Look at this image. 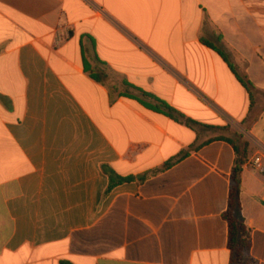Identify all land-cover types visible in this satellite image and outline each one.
<instances>
[{
	"label": "crops",
	"instance_id": "obj_1",
	"mask_svg": "<svg viewBox=\"0 0 264 264\" xmlns=\"http://www.w3.org/2000/svg\"><path fill=\"white\" fill-rule=\"evenodd\" d=\"M246 144L264 155V0H0V264H230Z\"/></svg>",
	"mask_w": 264,
	"mask_h": 264
},
{
	"label": "trees",
	"instance_id": "obj_2",
	"mask_svg": "<svg viewBox=\"0 0 264 264\" xmlns=\"http://www.w3.org/2000/svg\"><path fill=\"white\" fill-rule=\"evenodd\" d=\"M244 85L250 89V85L244 82ZM191 125V122H187ZM246 144L243 152L236 148L237 160L232 174V185L229 195L228 210L225 214V220L228 223V249L231 254L230 264H258L251 255V232L246 227L241 218V176L243 167L247 163ZM172 162L166 164L162 170H168L172 167ZM111 185L110 189L130 180H114L110 175Z\"/></svg>",
	"mask_w": 264,
	"mask_h": 264
},
{
	"label": "built area",
	"instance_id": "obj_3",
	"mask_svg": "<svg viewBox=\"0 0 264 264\" xmlns=\"http://www.w3.org/2000/svg\"><path fill=\"white\" fill-rule=\"evenodd\" d=\"M247 166L264 177V155L255 156L247 163Z\"/></svg>",
	"mask_w": 264,
	"mask_h": 264
}]
</instances>
